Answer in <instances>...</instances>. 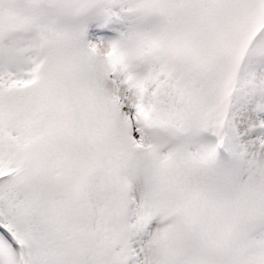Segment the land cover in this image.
Here are the masks:
<instances>
[{"label":"snow or ice","instance_id":"6c2138e0","mask_svg":"<svg viewBox=\"0 0 264 264\" xmlns=\"http://www.w3.org/2000/svg\"><path fill=\"white\" fill-rule=\"evenodd\" d=\"M0 264H264V0H0Z\"/></svg>","mask_w":264,"mask_h":264}]
</instances>
